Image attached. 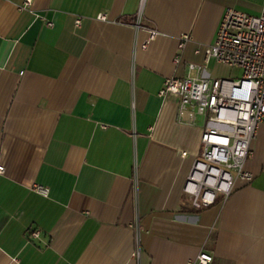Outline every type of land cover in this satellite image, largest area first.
<instances>
[{"label":"crops","instance_id":"0c3cea01","mask_svg":"<svg viewBox=\"0 0 264 264\" xmlns=\"http://www.w3.org/2000/svg\"><path fill=\"white\" fill-rule=\"evenodd\" d=\"M262 3L0 0V264H264V125L252 180L195 210L182 189L202 120L159 95L167 78L239 77L204 51L226 9Z\"/></svg>","mask_w":264,"mask_h":264},{"label":"built area","instance_id":"2783aa9c","mask_svg":"<svg viewBox=\"0 0 264 264\" xmlns=\"http://www.w3.org/2000/svg\"><path fill=\"white\" fill-rule=\"evenodd\" d=\"M32 1L24 0L23 7L28 8ZM98 18L105 19L103 15ZM139 18L140 11L136 28ZM147 31L149 40L156 37L155 31ZM188 39L181 37L182 43ZM210 60L239 69L240 76L167 78L159 91L161 97L172 94L178 98L179 122L195 125L197 119L202 120L201 153L193 160L182 189L195 210L224 202L237 181L249 183L253 178L246 163L252 154L250 144L264 125V3L257 16L225 10L213 43L204 51L205 63ZM204 67L188 65L189 71ZM3 172L0 166V174ZM34 191L48 195L43 186L36 185ZM38 234L32 231L30 236L37 238ZM138 255L137 250L135 256ZM212 260L211 254L200 250L187 264H212Z\"/></svg>","mask_w":264,"mask_h":264}]
</instances>
